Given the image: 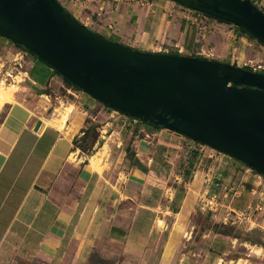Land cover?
<instances>
[{
	"label": "crops",
	"instance_id": "0c3cea01",
	"mask_svg": "<svg viewBox=\"0 0 264 264\" xmlns=\"http://www.w3.org/2000/svg\"><path fill=\"white\" fill-rule=\"evenodd\" d=\"M177 5L171 0L85 2L91 9L87 16L92 30L152 52L158 50L153 48L156 39L169 40L184 31L187 13ZM20 79L13 102L4 104L0 119V264H89L93 253L111 264L119 261L102 254H116L123 264L128 246L141 250L148 236L162 231L161 223L166 229L168 222L172 235L165 251L174 249L180 235L177 228L185 230L184 219L189 218L195 201L187 193L178 204L176 187L168 198L161 193L163 181L153 167L163 169L166 161L167 170L176 174L172 160L180 147L161 135L166 129L146 127L140 136L134 128L110 145L106 156L99 157L104 145L96 147V143L95 152L88 155L73 148V139L86 127L78 107L72 106L63 129L50 123L46 109L61 105L57 95L42 90L60 83L56 75L43 84L29 75L30 84ZM20 92L29 94L30 100L18 101ZM62 102L63 107L69 104ZM37 120L40 125L34 131ZM153 136L157 137L154 142ZM129 151L144 170L131 163ZM97 154L93 164L91 158ZM243 195L240 192L234 200ZM246 195L247 205L251 197Z\"/></svg>",
	"mask_w": 264,
	"mask_h": 264
},
{
	"label": "water",
	"instance_id": "95a60500",
	"mask_svg": "<svg viewBox=\"0 0 264 264\" xmlns=\"http://www.w3.org/2000/svg\"><path fill=\"white\" fill-rule=\"evenodd\" d=\"M171 1L242 28L264 45V13L251 0ZM0 37L105 107L204 144L264 176V73L135 49L83 25L58 0H0Z\"/></svg>",
	"mask_w": 264,
	"mask_h": 264
},
{
	"label": "rangeland",
	"instance_id": "374dc122",
	"mask_svg": "<svg viewBox=\"0 0 264 264\" xmlns=\"http://www.w3.org/2000/svg\"><path fill=\"white\" fill-rule=\"evenodd\" d=\"M58 1L80 23L89 28L93 26L90 21L91 18L89 19L87 16L90 14L91 9L85 7L86 0ZM253 1L259 8L264 9V0ZM180 8L187 13V24H185L186 27H184V31L170 37L169 40H166L167 37L156 39L153 43V48H167L168 51L179 48L182 54H197V56L200 57L217 60L219 62H229L239 67L247 66L251 68L252 71L259 72L257 66L264 65V45L259 44L255 39L249 38L246 34H241L239 31L236 32L233 30L236 29L233 25L204 17L199 14V12L182 6ZM260 10L264 13V10ZM106 35L107 34H104L103 36L106 37ZM107 37L124 44L114 36ZM135 49L146 51L144 46H139ZM32 61H35V58L30 53L24 51L11 41L0 37V82L3 81L4 85L13 84L15 83L14 77L17 79L21 77L25 84L32 83L27 75V69ZM254 68L256 69L253 70ZM56 78L60 83L47 87L45 90L51 93L52 97H56L57 95L61 107H57L53 111L51 108L49 110L46 109L47 114L50 115V118L57 115L58 110L64 108L62 101L69 103L64 104L65 107L69 105L76 108L78 107L79 115L89 119V121H85V126L87 127L91 124L95 125V133L98 137L96 147L104 145L99 157L106 156L107 152L110 150V145L115 144L116 140L121 139L128 130L137 127L140 133L136 130L135 135L144 134L146 125L150 124L145 122L147 124L143 125L140 120L134 121L132 117H126L123 113L115 112L81 90H76L68 86L61 76L56 75ZM17 97L20 102L30 100V95L25 92L18 93ZM84 103H89L90 106L94 104L96 108L92 109L89 105L83 107ZM5 111L6 109L2 106L0 108V119L4 116ZM96 114H98V116ZM162 132L166 133H162V136L167 135L168 139L169 137L171 138L169 140H172L180 147L177 149V155L172 160L176 174L173 175L170 173L169 169L167 170L168 167L165 166L167 165L166 161L162 163L163 169L161 168L159 170V168H157L155 170L153 167V171H156L157 176H160L163 181L161 193L164 198H168L169 191L176 187V191L179 192L176 200L177 203L180 204L184 196L188 193L195 201L194 207L189 218L184 219V224L187 225L185 230L181 227H178L179 229L177 228V230H180V235L179 238L176 239V246L174 249L168 252L165 251V246L172 235L170 231L171 224L168 222L166 229H164L165 226L161 228L163 226L161 223L160 230L162 231H153L148 236L147 242L141 250L138 249L134 251L133 245L128 246L129 248L125 250L126 254L124 255L125 260L123 264H264V233L258 229H248L259 228L263 230V228L252 225L246 220L237 219L235 214L229 211L231 206L242 211L246 210L248 199L246 194H250L252 203L259 201L264 207V194L262 199L258 200L256 195L251 193V190H247L245 184L249 181L252 182L256 178L253 175V171H246L245 169L247 168L243 163L242 165L244 167L237 169L236 166H238V164L236 162L241 164L240 161L235 158H230L223 153H216V157L212 160L203 158L202 163L198 167L196 164L191 176L188 175L187 180L183 182V176L180 178L178 173H182L184 169L183 166H180V163L185 162L187 156L192 154L191 148L194 146V142L183 135L168 130ZM156 138V136H153V142ZM90 145L91 144H87L88 147H90ZM94 147L95 146H93L92 149L89 148L90 152L92 150V154L95 152L93 151ZM97 149L98 148H96V150ZM207 152H209V148ZM165 159L167 158L165 157ZM209 168L211 172H214L213 176L218 175L223 182L220 188L215 189V186H212L209 189V194L215 192L220 200L218 210L214 213L206 209H201V198L206 197V195H203V189L207 188L208 184V182L205 183L204 173ZM180 179H182L181 183H179ZM153 181H155V179H153ZM228 181L231 183L230 185L232 187H235L244 195L234 200L231 194H229L228 198L223 199V186H225V182ZM262 183L264 184V177H262ZM252 184L254 183L252 182ZM261 186L262 185L257 186L254 184L252 188L259 191ZM257 214L258 215L255 217H251V219H253L255 223H261L262 216L260 214L262 213ZM224 216L227 217L225 221L223 219ZM214 224H217L216 226L222 225L223 227H221V230L226 231L228 235H215L212 232ZM261 224L264 226V221ZM102 256L105 258L115 257V259L119 261L117 264H121L122 262V257L116 254L106 253L102 254Z\"/></svg>",
	"mask_w": 264,
	"mask_h": 264
},
{
	"label": "trees",
	"instance_id": "16d2710c",
	"mask_svg": "<svg viewBox=\"0 0 264 264\" xmlns=\"http://www.w3.org/2000/svg\"><path fill=\"white\" fill-rule=\"evenodd\" d=\"M252 4H255V2L253 0H251ZM256 5V4H255ZM257 6V5H256ZM262 10H264L263 8H260ZM202 16L204 17H207V18H211V19H215L216 21L218 22H223V23H227V24H230L228 22H225L223 20H219V19H216L212 16H209V15H206V14H203V13H200ZM231 25V24H230ZM235 27V26H234ZM241 34H246L249 38L251 39H254L250 34H248L245 30H243L242 28H239V27H235ZM102 35V34H101ZM108 38V37H107ZM110 39V38H109ZM256 40V39H255ZM257 41V40H256ZM259 42V41H257ZM259 44H261L259 42ZM17 45V44H16ZM262 45V44H261ZM18 47L22 48L24 51L30 53L34 58H35V63H34V66L28 70V75L29 77H31L34 81H36L37 83H40V84H43L45 83L48 78L51 76V75H59L54 69H52V67H50L48 64H46L45 62H43L42 60H40L39 58H37L34 54H32L31 52H29L28 50H26L23 46L21 45H17ZM160 53H165V52H160ZM167 53H170V54H178L177 52V49H173V50H170L168 51ZM192 56H197V54H192ZM200 57V56H199ZM217 61V60H215ZM222 63H226V64H230L229 62H222ZM234 65V64H233ZM236 66V65H234ZM246 70H250L252 71L251 68L249 67H242ZM60 76V75H59ZM62 77V76H61ZM62 79L64 80V82L70 86L71 88L73 89H76V90H80L79 88L75 87L74 85H72L70 82H68L66 79H64L62 77ZM42 93H49L47 90H42ZM112 110V109H111ZM85 121H89V119L85 118ZM143 125L144 124H147L145 122H141ZM149 123V122H148ZM154 124H148L146 125V127L148 128H153V129H161L162 127L161 126H158V125H154ZM135 131L137 130V127L134 129ZM138 131V130H137ZM81 133L82 135L80 137H75L72 141L73 143V148H79L80 151L88 154V155H91L92 153V150L90 152V149H92V147L94 146L95 143L98 142V137H97V134L95 133V125L91 124L90 126H87V127H83L81 129ZM191 141V140H190ZM87 144H91L90 147L87 146ZM199 144L198 142H194V146L191 148V155L189 154L187 156V160L183 163H180V166L184 167L183 169V172L180 173L178 172L181 176H183V182H185L187 180V176L190 175L191 176V173L192 171L195 169L196 167V164H197V160H198V150H197V147L196 145ZM130 151L128 152L127 156L128 158L130 159L131 163L134 164L135 166L141 168L142 170H144V167L142 166L141 162L135 158L134 156H130ZM236 162V161H235ZM238 166H236L237 169H240V167H244L242 165V163H238ZM186 166V167H185ZM225 172V171H224ZM246 187H247V190H251L252 188V182L249 181V182H246ZM217 224H214L213 226V229L212 231L217 233V234H220V235H228V233L226 231H223L221 230V227H223L222 225H218L216 226ZM249 230L251 229H258L259 231L263 232L264 233V230H261L259 228H248ZM112 261L111 260H108V259H104V258H101L99 255L93 253L92 255H90L89 257V264H111Z\"/></svg>",
	"mask_w": 264,
	"mask_h": 264
},
{
	"label": "built area",
	"instance_id": "2783aa9c",
	"mask_svg": "<svg viewBox=\"0 0 264 264\" xmlns=\"http://www.w3.org/2000/svg\"><path fill=\"white\" fill-rule=\"evenodd\" d=\"M157 52H165L167 53L168 50L167 48H158ZM177 52L178 54H182L181 50L178 48L177 49ZM256 68H254L253 70H255ZM257 69H259L258 71L259 72H264V65H258L257 66ZM136 121V120H134ZM197 147V150H198V160H197V167L202 163V160L203 158H208L210 160H212L214 157H216V153H219L215 150H212L210 149L209 147H207L206 145L204 144H197L196 145ZM209 148V152H207V149ZM247 169H245L246 171H250L252 172L253 170L246 167ZM214 172L212 171L211 172V169L209 168L208 170H206V172L204 173V176H205V183L208 182L207 184V188L203 189V195H206V197L204 198H201L202 199V206H201V209L203 210H209L210 212L214 213L218 210V207L220 205V200L218 199L217 197V194L215 192L209 194V189L212 187V186H215V189L217 188H220L223 184L221 178L217 175V176H213ZM253 175L254 177H256L254 180H253V183L256 184L257 186L259 185H262L260 188L259 191H257L255 188H251V193H253L254 195H256V197L258 198V200H261L262 197H263V194H264V184L262 183V175L256 173L253 171ZM226 185L223 186V189H224V192H223V195H222V198L225 199V198H228V195L231 194V197L234 198L236 196H239L240 195V192L235 188V187H232L230 184V182H225ZM230 209V208H229ZM229 211H231L232 213L235 214V216L237 217V219H243V220H246L247 222H249L250 224L252 225H255V226H259L261 228H263L264 230V226H262V222L264 221V207L260 204V202H256V203H252L249 202L247 205H246V210H238V211H235V210H232L230 209ZM257 213H262L260 214L262 216V222H256L251 219V217H255L256 215H258ZM243 215V216H242ZM243 217V218H242ZM224 221L227 219L226 216H224Z\"/></svg>",
	"mask_w": 264,
	"mask_h": 264
},
{
	"label": "bare ground",
	"instance_id": "6f19581e",
	"mask_svg": "<svg viewBox=\"0 0 264 264\" xmlns=\"http://www.w3.org/2000/svg\"><path fill=\"white\" fill-rule=\"evenodd\" d=\"M14 79H15V83H13V84H8V85L5 84L4 85L3 81L0 82V108L2 106H4V104H6V103L13 102L14 94H15L18 86H19L20 81H21V79H17L16 77H14ZM72 108H73L72 105H69L66 107L64 106L63 109L58 110V114L54 115L51 118L50 123L59 129H63L65 126V123L68 119V116L72 111ZM96 156H98V154L93 155V157L91 158V161H94ZM93 164H95V161Z\"/></svg>",
	"mask_w": 264,
	"mask_h": 264
}]
</instances>
